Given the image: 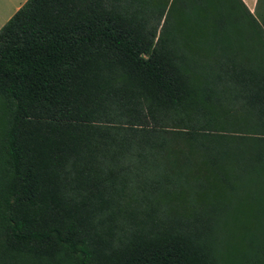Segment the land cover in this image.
Segmentation results:
<instances>
[{
	"label": "trees",
	"instance_id": "trees-1",
	"mask_svg": "<svg viewBox=\"0 0 264 264\" xmlns=\"http://www.w3.org/2000/svg\"><path fill=\"white\" fill-rule=\"evenodd\" d=\"M259 3L24 0L0 26V264H264Z\"/></svg>",
	"mask_w": 264,
	"mask_h": 264
},
{
	"label": "rangeland",
	"instance_id": "rangeland-1",
	"mask_svg": "<svg viewBox=\"0 0 264 264\" xmlns=\"http://www.w3.org/2000/svg\"><path fill=\"white\" fill-rule=\"evenodd\" d=\"M21 2L22 0H0V26L5 22L4 20L12 14L14 9L18 8L22 4ZM257 7L258 8H256V10L253 8L251 10V13L254 15L256 19H258L259 17V11H261L260 10L261 4L259 3ZM227 97L230 98V95Z\"/></svg>",
	"mask_w": 264,
	"mask_h": 264
},
{
	"label": "crops",
	"instance_id": "crops-1",
	"mask_svg": "<svg viewBox=\"0 0 264 264\" xmlns=\"http://www.w3.org/2000/svg\"><path fill=\"white\" fill-rule=\"evenodd\" d=\"M243 2V4L246 6V8L251 12L252 8L254 9L255 8V4H256V0H241ZM24 0H22L21 3H23ZM17 8L14 9V11L16 10ZM13 11V12H14ZM12 12V13H13ZM9 17V16H8ZM7 19V18H6ZM6 19L4 21H6Z\"/></svg>",
	"mask_w": 264,
	"mask_h": 264
}]
</instances>
